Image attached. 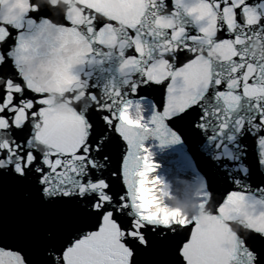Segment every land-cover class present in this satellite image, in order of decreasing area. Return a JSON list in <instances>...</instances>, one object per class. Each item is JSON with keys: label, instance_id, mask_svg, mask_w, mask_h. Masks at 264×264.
Segmentation results:
<instances>
[{"label": "snow or ice", "instance_id": "snow-or-ice-1", "mask_svg": "<svg viewBox=\"0 0 264 264\" xmlns=\"http://www.w3.org/2000/svg\"><path fill=\"white\" fill-rule=\"evenodd\" d=\"M182 131L201 212L163 220ZM9 190L0 264H264V0H0Z\"/></svg>", "mask_w": 264, "mask_h": 264}, {"label": "water", "instance_id": "water-1", "mask_svg": "<svg viewBox=\"0 0 264 264\" xmlns=\"http://www.w3.org/2000/svg\"><path fill=\"white\" fill-rule=\"evenodd\" d=\"M181 136V140L188 147V151L191 154L192 159L197 164V167L205 174V162H204V146L202 138L191 132L182 131L178 133ZM254 148L255 145L252 144ZM21 199V194L14 191H6L0 193V207L9 215L14 214L17 209V203Z\"/></svg>", "mask_w": 264, "mask_h": 264}, {"label": "clouds", "instance_id": "clouds-1", "mask_svg": "<svg viewBox=\"0 0 264 264\" xmlns=\"http://www.w3.org/2000/svg\"><path fill=\"white\" fill-rule=\"evenodd\" d=\"M255 48L257 53L259 54V44H256ZM165 202L167 203L170 209H179L180 213L187 216L199 215L201 212L197 198L190 201L181 202L178 201L175 197H169Z\"/></svg>", "mask_w": 264, "mask_h": 264}, {"label": "rangeland", "instance_id": "rangeland-1", "mask_svg": "<svg viewBox=\"0 0 264 264\" xmlns=\"http://www.w3.org/2000/svg\"><path fill=\"white\" fill-rule=\"evenodd\" d=\"M152 153H153V159H156L157 158L156 154L153 151H152ZM159 174H160V171H158V170L155 171V173H154V175H158V176H159ZM171 193L173 195H175L176 192L174 191V193H173L171 191ZM182 194L184 195L185 198L189 197V196H187V195H189L188 194V189H185V191H182ZM167 199H168V197H165V201H167ZM160 213L163 214L162 218H164V219H168L169 217H171V218H174V217L176 218L177 217L178 218L179 215H180V211L169 213L168 211H164V210H161V209H158V208L154 209V212H153L154 215L159 216Z\"/></svg>", "mask_w": 264, "mask_h": 264}]
</instances>
